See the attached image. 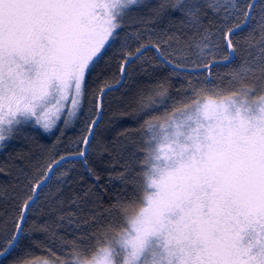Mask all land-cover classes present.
<instances>
[{"label":"snow or ice","instance_id":"snow-or-ice-1","mask_svg":"<svg viewBox=\"0 0 264 264\" xmlns=\"http://www.w3.org/2000/svg\"><path fill=\"white\" fill-rule=\"evenodd\" d=\"M10 148L0 264H264V0H0Z\"/></svg>","mask_w":264,"mask_h":264},{"label":"trees","instance_id":"trees-1","mask_svg":"<svg viewBox=\"0 0 264 264\" xmlns=\"http://www.w3.org/2000/svg\"><path fill=\"white\" fill-rule=\"evenodd\" d=\"M154 3H158L159 0H153ZM117 51V49H113V52ZM112 53H109V56H111ZM154 55V54H150ZM241 64L240 60L236 61V64L233 65L232 68H222V67H217L213 69V75L217 83L220 82V77L225 76L226 74L230 73L233 71L235 68L239 67ZM113 70H115V67H113ZM168 75L167 69L166 68H161L160 69V76L165 77ZM179 87V85H177ZM124 89H121V92H123ZM172 95L175 98L176 96L179 95L176 91V87L172 89ZM120 97V92L110 94L108 99L106 100V103L110 104V107L104 114L103 118V136L102 139H104L105 143H109L115 136L116 134L123 130L124 128H130L134 121L131 119V116H123L120 113L122 112V108L120 107L121 105V100L119 99ZM78 132L77 130H69L68 132V137H74L76 133ZM66 137V138H68ZM55 138L53 136H48L46 137L42 143L45 145H51L54 142ZM15 154L14 150L12 148L8 149L7 151H0V163H4L7 161L9 154ZM113 155H115V150L113 151ZM68 167H71V165H68ZM100 167H103V165H100ZM83 172L82 169L77 168L76 171L73 173L74 176H77ZM0 182H5L4 178L0 177ZM69 187V192L68 194L71 195L72 191H79L76 187V185L73 183ZM111 188V185H109ZM115 189H113L114 191ZM34 255L35 258L40 259L46 255H48L44 250L42 249H35L34 250Z\"/></svg>","mask_w":264,"mask_h":264}]
</instances>
